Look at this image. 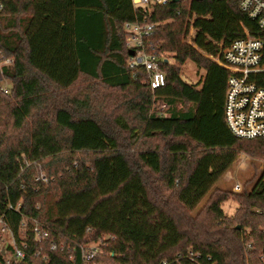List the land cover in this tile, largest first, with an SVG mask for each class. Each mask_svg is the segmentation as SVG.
<instances>
[{"label":"trees","instance_id":"trees-1","mask_svg":"<svg viewBox=\"0 0 264 264\" xmlns=\"http://www.w3.org/2000/svg\"><path fill=\"white\" fill-rule=\"evenodd\" d=\"M136 17L131 0H0V56L13 58L1 71L12 89L0 90V115L15 132L0 133V218L25 244L20 264H264V167L231 215L226 195L214 193L239 150L264 159V138L229 131V72L209 58L244 27L264 33L234 0L158 5L144 44L170 56L160 61L165 84L151 89L144 69L127 64L123 24ZM187 59L204 70L195 83L181 77ZM78 82L84 89L72 91ZM100 85L130 93L114 100ZM116 126L129 131L128 144ZM156 137L164 151L131 153L133 142ZM21 154L47 181L34 180L36 164L20 168ZM99 239L85 261L80 246Z\"/></svg>","mask_w":264,"mask_h":264},{"label":"built area","instance_id":"built-area-1","mask_svg":"<svg viewBox=\"0 0 264 264\" xmlns=\"http://www.w3.org/2000/svg\"><path fill=\"white\" fill-rule=\"evenodd\" d=\"M168 1L171 0H131L137 17L123 24L124 44L131 51L127 64L132 68L142 67L144 69L151 89L165 84V74L160 68V61L169 58L165 53L146 50L144 39L152 33L156 26V23L150 20L155 13L156 6ZM234 1L241 11L256 22L258 31L264 33V0ZM243 29L244 35L234 39L226 47L218 43L219 55L210 59L229 72L223 103V119L229 131L239 138H264V35L254 36L247 28ZM191 35L192 33L187 38L188 42H190ZM12 63L13 59L10 57L0 60V72L3 66H9ZM162 107L164 105H161ZM16 160L21 169L23 164L25 166L37 165L35 161L27 160L24 154ZM34 180L45 182L47 176L37 167ZM240 189V185L236 184L234 190L239 191ZM18 206L19 203L15 208L18 209ZM22 225L25 226L24 220ZM32 229L38 235L40 234V237L47 235L46 229L35 220ZM101 242L102 239H99L81 245L82 258L85 261L94 258L100 251ZM24 247L25 244L17 242L14 232L0 218V264H20L25 257ZM55 248L56 245L51 244L50 249ZM189 256H197V253L194 255L190 251ZM162 264L167 263L163 261Z\"/></svg>","mask_w":264,"mask_h":264},{"label":"rangeland","instance_id":"rangeland-1","mask_svg":"<svg viewBox=\"0 0 264 264\" xmlns=\"http://www.w3.org/2000/svg\"><path fill=\"white\" fill-rule=\"evenodd\" d=\"M193 33V29H190L189 34ZM167 56H170L169 53H165ZM212 56H209L211 58ZM6 57H1L0 60L5 59ZM13 59V58H12ZM10 66V65H9ZM1 74L0 78V90L2 93H10L12 89V84L8 78ZM181 77L188 83H195L202 79L204 75V70L202 68H198L195 63L187 59L184 64L181 66L180 70ZM84 82H78L72 89V91L79 90L80 87L84 89ZM99 93H107V95H111L114 100L122 101L126 98V96L130 93V91L126 90H119L105 87L104 85H100ZM158 103H154L153 107L158 108ZM4 111V110H3ZM123 108H115L114 115H122ZM121 112V113H120ZM113 115V116H114ZM124 119L129 123V117L125 113ZM11 120L8 118L7 112L4 111L2 115H0V133L1 131L5 130L7 136L15 135L13 128L10 126ZM110 125L113 126V122H110ZM114 127V126H113ZM114 129V128H113ZM115 129L117 130L119 140L122 143H127L130 141L129 138V131H124L121 127L116 126ZM164 144L165 140L161 139L160 137L152 138V139H138L136 142H133L134 152L139 151V149H144L149 146L157 145L160 147L161 151H164ZM193 145V144H192ZM38 169L41 170L39 166ZM264 167V159L261 157L254 156L244 150H239L237 154V158L233 166L225 171V173L221 176V178L215 183V190L214 193H224L226 195V199L222 202V209L226 215H231L234 212V209L237 205L235 200L236 195L244 190H249L258 175L260 174L261 170ZM43 171V170H42ZM44 173V171H43ZM45 174V173H44ZM154 177V176H153ZM236 184H239L241 189L239 191H235L234 187ZM162 187V186H161ZM165 195H170V191H165ZM211 196V195H210ZM210 196L206 197L198 206L195 211H192V215L195 216L197 213L203 211L205 208L207 200Z\"/></svg>","mask_w":264,"mask_h":264},{"label":"water","instance_id":"water-1","mask_svg":"<svg viewBox=\"0 0 264 264\" xmlns=\"http://www.w3.org/2000/svg\"><path fill=\"white\" fill-rule=\"evenodd\" d=\"M171 1H173V2H177L178 0H171ZM129 53H131V51H128ZM237 227H239V226H237Z\"/></svg>","mask_w":264,"mask_h":264}]
</instances>
